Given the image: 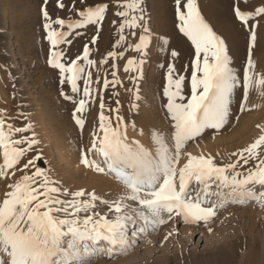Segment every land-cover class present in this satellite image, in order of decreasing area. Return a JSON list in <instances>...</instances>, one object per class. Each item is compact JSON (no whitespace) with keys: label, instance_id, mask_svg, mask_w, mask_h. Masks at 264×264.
<instances>
[{"label":"snow or ice","instance_id":"1","mask_svg":"<svg viewBox=\"0 0 264 264\" xmlns=\"http://www.w3.org/2000/svg\"><path fill=\"white\" fill-rule=\"evenodd\" d=\"M173 3L174 28L190 42L188 62L179 68L181 52L167 34L154 32L148 0H41L46 64L58 73L59 95L70 103L80 136L86 123L92 125L79 164L111 176L120 192L112 197L95 188L66 187L51 167L40 165L42 141L30 115L0 108V264H93L128 254L140 236L174 219L203 223L212 233L220 209L264 206V124L257 123L250 141L226 155L187 151L190 142L206 134L215 139L240 114L260 107L250 98H264V67L253 55L264 0L230 5L233 20L247 33L239 66L198 0ZM50 4L68 15L50 12ZM105 22L114 42L94 58L92 46ZM89 29L90 38L72 52ZM153 59L163 70L164 127L138 126L121 111L123 89L128 112H139L145 66ZM0 68L11 76V66ZM138 136H147L149 146Z\"/></svg>","mask_w":264,"mask_h":264},{"label":"rangeland","instance_id":"2","mask_svg":"<svg viewBox=\"0 0 264 264\" xmlns=\"http://www.w3.org/2000/svg\"><path fill=\"white\" fill-rule=\"evenodd\" d=\"M65 2L68 3L70 0H65ZM198 2L206 19L227 37L235 58V65L239 66L246 56L247 33L233 20L230 11L232 0H198ZM40 5L41 0H0V65L11 66L12 73L9 76L4 69L0 68V108H5L13 113L23 111L30 115L42 141L44 160L40 162V165L51 167L57 178L62 180L66 187L75 189L76 183L68 179L62 173L61 168L56 165L51 146L58 140L65 139L66 142H71V146L66 149L60 146L59 150L65 156L67 151H74L75 160H77L76 165L80 166L84 172H89L90 170L79 164V149L82 146H87L86 132L91 124L86 123L81 137L71 119L70 103L64 101L59 95L58 73L46 64L47 47L46 43L42 41ZM3 6L6 7L10 18L14 20L12 24H1L5 14ZM148 9L151 17L156 19L152 28L155 29L156 25L160 32L159 35L167 34L171 46L181 52V57L176 61L177 67L186 64L190 52V42L179 36L174 28L173 0H148ZM49 11L57 10L50 4ZM57 14L68 15L66 11H57ZM18 23L22 24L18 25ZM11 29H14L15 32L12 42L7 39V32ZM19 30L23 31L18 32ZM257 32V46L253 55L260 65L264 60V23L260 25ZM91 35L92 30L89 29L82 39H76L72 46V52L80 49L82 43L87 42ZM114 38L110 25L105 22L97 45L92 46L94 58H99L110 50ZM13 43H18L19 65H15L9 56V50ZM97 48L99 49L98 52L96 51ZM151 63L155 65V68L146 72L149 69L146 64L145 78L141 84V96L145 97L146 103H141L138 113L128 112V95L123 89H120L121 111L125 115H160V118H163V112L160 111L161 91L164 82L163 70L157 67L155 59ZM23 67L32 73L33 80L31 82L33 86H36L35 89L22 83L20 71ZM147 81L149 84H146ZM125 84L131 86L126 78ZM38 92L40 95H37ZM250 102L259 105L254 94L251 96ZM145 104L150 110L146 108ZM95 114L94 112L93 115ZM247 115H264V108L260 110L257 108L240 114L239 121H234L231 128L217 134L215 139L206 134L202 139L198 138L191 144L202 146L208 141L210 142L209 146L213 147L215 144L221 143L220 138H228ZM91 119L92 115H89L88 120L91 121ZM43 125L47 127L44 138L41 136ZM53 130L57 134L52 137L51 144H47V138L53 133L51 132ZM44 161H47V164ZM94 188L98 193H102L97 186ZM2 191L3 184L0 182V192ZM111 196L116 195L112 193ZM100 210L106 211L103 207ZM211 227L213 232L209 233L203 223L199 225L185 224L174 219L160 225L155 231L149 230L148 233L140 236L139 242L128 254L116 258L96 259L93 264H264V206H258L255 203L243 206L228 205L219 210L214 222L211 223ZM169 232L172 235L167 241H164L165 235Z\"/></svg>","mask_w":264,"mask_h":264},{"label":"bare ground","instance_id":"3","mask_svg":"<svg viewBox=\"0 0 264 264\" xmlns=\"http://www.w3.org/2000/svg\"><path fill=\"white\" fill-rule=\"evenodd\" d=\"M2 8H3V12L5 11V14H4V17H3L1 24L2 25L12 24L14 22V20H12L10 18L9 13H7L6 7L3 6ZM155 20H156L155 17L153 18V16H152L151 26H154ZM18 21L21 22V20H18ZM20 24H22V23H20ZM20 24L18 23V25H20ZM153 30L156 34L159 35L160 32L157 30L156 25H155V29H153ZM20 31H23V30H19L18 32H20ZM14 34H15L14 29H11L9 32H7V39L12 42L14 40L13 39ZM9 52H10L9 56H10L11 60L13 61V63L15 65H19L20 64V57H19L18 43H13V46H11ZM20 55H21V53H20ZM259 66L264 67V60L260 63ZM147 67L149 69L146 70V72H148L149 70L152 71L155 68V65H153L151 62H149L147 64ZM20 74L22 77V83H24L25 85H28V87H30V88L35 89L36 86H33L32 82H31L33 80L32 73L27 71V69L23 67L20 71ZM146 84H149V81H147ZM37 95H40V92H38ZM254 95H255V97L258 100L259 105H260V107H258V109L259 110L263 109L264 108V98H260L256 94H254ZM141 103H146L145 97H142ZM145 106L148 109V105L145 104ZM148 110H150V108ZM145 114H146V111H145ZM126 116H128L130 121L136 120L138 123V126H140V125H156L158 127H164L165 123H166L163 120V118H160V115H135V116L134 115H131V116L126 115ZM257 123L264 124V115H247L241 120V122L238 124L236 129L230 134V136H229L230 138L228 137L229 139L228 138L224 139L222 137V138H220V140H222L221 143L215 144L213 147L209 146L210 142H208V141L205 142L206 144L203 143L202 146H198L196 144H191V142H190L189 145L187 146V151H190L193 154H198L201 151L206 152V153L209 151L212 153L219 151L222 155H226L229 151L234 150V149H236L242 145H246L250 141V139L253 137V135L256 132L255 125ZM91 126L88 127L89 130H87V132H86V134H87L86 135V138H87L86 144L87 145L89 144V133H90ZM50 128L52 129L51 126H50ZM45 129H47V127L43 125V128L41 130V132H42L41 136L42 137L44 136ZM51 132H53V133L50 134V136L47 138V144H49V143L51 144L52 137H55V135L57 134V132L54 130ZM131 135L132 134L130 131V136ZM136 138L140 139L141 143H143L146 147L149 146V140H148L147 136H144V137L138 136ZM60 141L61 140H58L57 143H55V144L53 143L51 146L52 153H53L55 160H56V165H58L61 168L62 173L66 177H68V179H70L71 181H74L76 183L75 184L76 188L86 187L87 189L91 190L92 187L94 188L97 186V188H99V191H101L102 193H105V194L111 195L113 193V194L117 195L120 192L119 185L116 183V181L111 176H108V175L98 176L95 173L90 172V171L84 172V170L80 166H77L76 165L77 160H75L76 154L74 151L69 150V151H67L66 156L63 155L62 151L59 150V147L61 146L64 149H66L67 147L71 146L72 143L66 142L65 139H63L61 142ZM113 197H115V196H113ZM254 260H256V259H254ZM205 263H206V261H205Z\"/></svg>","mask_w":264,"mask_h":264}]
</instances>
